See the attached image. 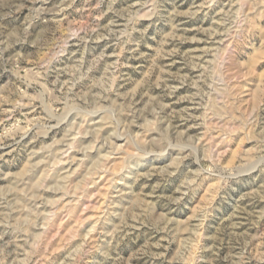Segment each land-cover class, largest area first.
Listing matches in <instances>:
<instances>
[{"label":"rangeland","instance_id":"rangeland-1","mask_svg":"<svg viewBox=\"0 0 264 264\" xmlns=\"http://www.w3.org/2000/svg\"><path fill=\"white\" fill-rule=\"evenodd\" d=\"M0 264H264V0H0Z\"/></svg>","mask_w":264,"mask_h":264},{"label":"bare ground","instance_id":"bare-ground-1","mask_svg":"<svg viewBox=\"0 0 264 264\" xmlns=\"http://www.w3.org/2000/svg\"><path fill=\"white\" fill-rule=\"evenodd\" d=\"M80 145H81V144H80ZM99 152H100V151H99ZM73 156H74V155H73ZM97 159H98V158H97ZM103 159H104V158H103ZM73 161H75V159H73L72 162H73ZM72 166H73V164L70 162V163H69V168H68V169L70 170V169L72 168ZM88 168H89V167H88ZM75 172H76V171H75ZM89 173H90V172H89ZM94 173H95V171H94ZM71 174H73V172H72ZM41 176H42V175H41ZM86 176H87V175H86ZM69 177H70V176H69ZM69 177L66 176V178H69ZM35 178H36V177H35ZM124 178H125V177H124ZM93 181H94V180H93ZM84 182H85V181H84ZM124 182H125V181H124ZM126 182H127V181H126ZM128 183H129V182H128ZM64 184H65V183H64ZM91 184H92V183H91ZM60 185H61V184H60ZM64 186H65V185H64ZM77 186L79 187V184H78ZM87 187H88V186H87ZM43 189H44V188H43ZM80 190H81V189H80ZM124 190H125V189H124ZM82 191H83V190H82ZM83 192H84V191H83ZM70 193H71V191H70ZM76 194H77V193H76ZM76 194H75V196H76ZM80 195H81V194H80ZM55 196H56V195H55ZM63 196H64V195H63ZM81 196H82V195H81ZM83 196H84V195H83ZM83 196H82V197H83ZM105 196H106V195H105ZM82 197H81V198H82ZM64 198H65V197H64ZM75 198H76V197H75ZM84 198H85V197H84ZM50 199H51V198H50ZM54 199H55V198H54ZM59 199H60V198H59ZM76 199H77V198H76ZM78 199H79V198H78ZM45 200H46V199H45ZM73 200H74V199H73ZM47 201H48V200H47ZM66 202H67V201H66ZM77 202H78V201H77ZM77 202H76V205H77ZM68 204H69V202H68ZM71 206H72V204H71ZM73 206H74V205H73ZM71 212H72V211H71ZM40 220H41V219H40Z\"/></svg>","mask_w":264,"mask_h":264}]
</instances>
